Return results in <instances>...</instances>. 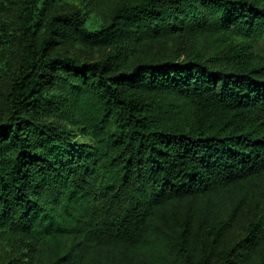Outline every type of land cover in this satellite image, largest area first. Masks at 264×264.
<instances>
[{
  "label": "trees",
  "instance_id": "trees-1",
  "mask_svg": "<svg viewBox=\"0 0 264 264\" xmlns=\"http://www.w3.org/2000/svg\"><path fill=\"white\" fill-rule=\"evenodd\" d=\"M8 1L0 230L25 253L4 264H180L200 246L198 264H264V0H119L95 22ZM64 37L116 55L80 59ZM159 44L183 58L140 56Z\"/></svg>",
  "mask_w": 264,
  "mask_h": 264
},
{
  "label": "rangeland",
  "instance_id": "rangeland-1",
  "mask_svg": "<svg viewBox=\"0 0 264 264\" xmlns=\"http://www.w3.org/2000/svg\"><path fill=\"white\" fill-rule=\"evenodd\" d=\"M55 2L60 12L70 11L80 8L87 10L91 16V21L95 22L102 18L106 13H110L112 8L118 4L119 0H106L104 5L100 4L99 0H47ZM91 1V5H89ZM91 8V10H90ZM0 23L4 24L9 32H11L18 23V16L16 12V5L8 0H0ZM1 33V31H0ZM255 46L261 48L263 42L260 39H253ZM61 50L68 51L83 60H99L104 59L107 55L115 57L116 52L109 47L90 46L88 44L73 41L70 38L64 37L58 45ZM141 57L159 58H175L180 60L183 55L178 50L169 44H159L157 46H149L140 49ZM18 59V46L13 41H5L0 37V87L4 88L7 85L8 71L16 65ZM117 61V57H116ZM77 140H82L83 137H76ZM252 207H247L237 217L234 225L229 229L221 242V246L230 245L238 238L242 237L244 222L246 217L253 213ZM167 230L172 234H176L178 227L175 223L169 222L166 226ZM205 246H200L190 254L188 261H181L180 264H198L197 260ZM24 242H21L16 237H11L0 230V264H4L9 258H20L24 251Z\"/></svg>",
  "mask_w": 264,
  "mask_h": 264
}]
</instances>
